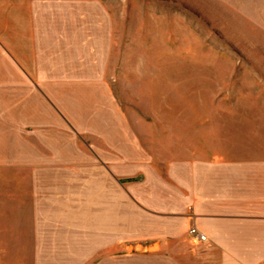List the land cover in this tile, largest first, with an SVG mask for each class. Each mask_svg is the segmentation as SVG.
<instances>
[{"label": "crops", "instance_id": "crops-1", "mask_svg": "<svg viewBox=\"0 0 264 264\" xmlns=\"http://www.w3.org/2000/svg\"><path fill=\"white\" fill-rule=\"evenodd\" d=\"M110 19L101 0H0V264H264L262 161L79 162L80 205L58 198L54 136L95 132L56 125L39 88L110 86Z\"/></svg>", "mask_w": 264, "mask_h": 264}, {"label": "rangeland", "instance_id": "rangeland-1", "mask_svg": "<svg viewBox=\"0 0 264 264\" xmlns=\"http://www.w3.org/2000/svg\"><path fill=\"white\" fill-rule=\"evenodd\" d=\"M101 1L110 86L39 88L95 132L54 136L59 199L80 205L79 162H264V0Z\"/></svg>", "mask_w": 264, "mask_h": 264}, {"label": "built area", "instance_id": "built-area-1", "mask_svg": "<svg viewBox=\"0 0 264 264\" xmlns=\"http://www.w3.org/2000/svg\"><path fill=\"white\" fill-rule=\"evenodd\" d=\"M189 235L191 237L197 238L201 243H206L207 241V237L202 234L196 227L190 228Z\"/></svg>", "mask_w": 264, "mask_h": 264}, {"label": "trees", "instance_id": "trees-1", "mask_svg": "<svg viewBox=\"0 0 264 264\" xmlns=\"http://www.w3.org/2000/svg\"><path fill=\"white\" fill-rule=\"evenodd\" d=\"M139 180H140L139 178H136V179H130L128 181H130V182H136V181H139Z\"/></svg>", "mask_w": 264, "mask_h": 264}]
</instances>
